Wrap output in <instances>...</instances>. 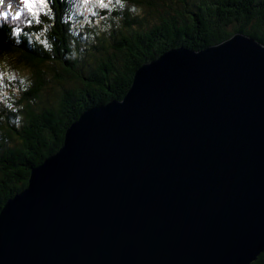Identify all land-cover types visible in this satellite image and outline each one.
I'll use <instances>...</instances> for the list:
<instances>
[{"label": "water", "instance_id": "obj_1", "mask_svg": "<svg viewBox=\"0 0 264 264\" xmlns=\"http://www.w3.org/2000/svg\"><path fill=\"white\" fill-rule=\"evenodd\" d=\"M264 251V46L143 64L0 212V264H251Z\"/></svg>", "mask_w": 264, "mask_h": 264}, {"label": "trees", "instance_id": "obj_2", "mask_svg": "<svg viewBox=\"0 0 264 264\" xmlns=\"http://www.w3.org/2000/svg\"><path fill=\"white\" fill-rule=\"evenodd\" d=\"M103 2L108 6H93L80 28L85 16L70 20L69 0H46L47 8L37 10L41 24L27 30L51 24V54L27 41L17 47L7 26L0 30V212L27 187L32 169L60 150L82 112L121 100L143 64L236 34L264 46V0H121L123 8L116 0ZM133 5L138 12L128 10ZM73 45L77 58L65 59ZM16 117L18 127L11 122ZM251 264H264V251Z\"/></svg>", "mask_w": 264, "mask_h": 264}, {"label": "clouds", "instance_id": "obj_3", "mask_svg": "<svg viewBox=\"0 0 264 264\" xmlns=\"http://www.w3.org/2000/svg\"><path fill=\"white\" fill-rule=\"evenodd\" d=\"M116 5L119 8H123L124 4L121 0H116ZM93 6L96 7H107L103 0H69L68 14L71 20L74 16L80 17L85 16V19L80 23V28H83L84 24L88 23L86 12L90 11ZM45 9L47 5L44 0H0V30H3L5 26L9 29L8 40L19 47L24 41H27L31 47L37 45L47 53H53V43L48 38V33L52 27L51 24H45L39 28V30L31 31L32 25H40L39 12L37 9ZM83 9L84 11H81ZM130 12L136 13L139 10L133 5L128 9ZM49 19H51V15ZM25 17L24 19H21ZM101 30H104L103 28ZM75 34V33H73ZM77 52L73 45V50L70 55H66L65 59H76ZM13 78L20 79L22 84H27L26 77H19L15 74ZM20 117H16V126H19Z\"/></svg>", "mask_w": 264, "mask_h": 264}, {"label": "rangeland", "instance_id": "obj_4", "mask_svg": "<svg viewBox=\"0 0 264 264\" xmlns=\"http://www.w3.org/2000/svg\"><path fill=\"white\" fill-rule=\"evenodd\" d=\"M81 11H84V10L81 9ZM90 11H92V8ZM90 11L86 12L85 14L90 13ZM187 50H189V49H187ZM1 79H2V70H0V90L2 93H4V86L3 85H5V84L2 83ZM0 99L4 102V99H2V98H0Z\"/></svg>", "mask_w": 264, "mask_h": 264}, {"label": "bare ground", "instance_id": "obj_5", "mask_svg": "<svg viewBox=\"0 0 264 264\" xmlns=\"http://www.w3.org/2000/svg\"><path fill=\"white\" fill-rule=\"evenodd\" d=\"M65 10V9H64ZM67 16V15H66ZM80 31V30H79Z\"/></svg>", "mask_w": 264, "mask_h": 264}]
</instances>
